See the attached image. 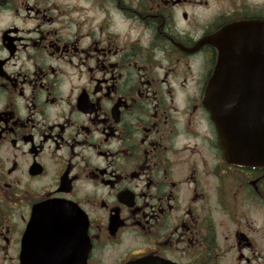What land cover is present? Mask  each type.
Returning <instances> with one entry per match:
<instances>
[{"label":"flooded vegetation","instance_id":"flooded-vegetation-1","mask_svg":"<svg viewBox=\"0 0 264 264\" xmlns=\"http://www.w3.org/2000/svg\"><path fill=\"white\" fill-rule=\"evenodd\" d=\"M221 53L264 67V0H0V264H264V164L203 104Z\"/></svg>","mask_w":264,"mask_h":264},{"label":"water","instance_id":"water-1","mask_svg":"<svg viewBox=\"0 0 264 264\" xmlns=\"http://www.w3.org/2000/svg\"><path fill=\"white\" fill-rule=\"evenodd\" d=\"M227 59L224 53L220 54L207 83L204 107L217 130L226 160L240 165L264 164V67L251 70L242 65L241 68L235 63L230 65ZM233 81L245 84L240 86ZM235 143L239 146L235 147ZM130 264L156 263L142 259Z\"/></svg>","mask_w":264,"mask_h":264}]
</instances>
